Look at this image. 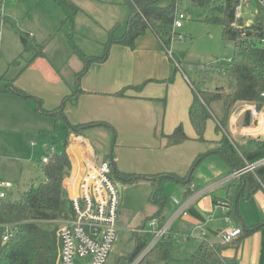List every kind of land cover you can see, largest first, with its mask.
Instances as JSON below:
<instances>
[{
    "label": "trees",
    "instance_id": "obj_1",
    "mask_svg": "<svg viewBox=\"0 0 264 264\" xmlns=\"http://www.w3.org/2000/svg\"><path fill=\"white\" fill-rule=\"evenodd\" d=\"M63 11L66 20L72 18L78 8L69 0H52ZM123 0L129 8V15L125 31L122 36L115 35L116 27L108 32V40L105 52L101 57H88L72 46L73 51L82 61L83 67L76 74V87L67 96L63 97L60 104L52 111L42 108V101L37 97L28 95L25 91L14 85V79L7 81L0 87V92L16 95L23 99L34 98L38 104L37 111L44 115H59L65 123L67 137L70 135L86 137L94 129H105L116 137L114 128L106 122H91L86 124H71L63 114L65 105L70 102L75 104L80 95L85 93L80 86V79L87 73L94 63H103L107 60L110 49L117 45L135 50L137 39L152 32L158 38L163 52L167 55V49L171 41V27L173 24L177 0ZM240 0H194L197 7H209L210 15L206 22L218 24L221 27L223 42L233 45V54L229 57L226 66H218V72L225 77L227 87L217 89L207 88L209 74L214 71L211 65L193 67L197 75L201 77L198 88L194 84L192 101L188 108V119L195 133L192 140L205 142L204 133L208 121L217 118L214 132L220 134L216 142L218 148L206 154L198 155L192 162L185 176L174 173H160L156 175L126 174L115 168L111 163V170L116 180L133 183L140 180L148 181L151 185L149 196L150 203L156 208L154 216L149 221L155 220L157 226H161L167 219L164 212L167 198L164 194V182L170 181L185 188V196L190 194L196 166L210 154H216L224 159L230 170L235 172L264 159V141H259L254 150L241 149L237 143L231 142L228 135V124L234 105L237 102L246 103L256 111L264 107V19L258 13L252 23L245 25V19H236L234 9ZM34 51L32 63L35 59L44 56L42 46L27 47ZM172 62V60H170ZM179 65L180 63L177 62ZM181 66V65H180ZM177 68L174 67V74ZM174 77L163 80L171 83ZM152 80L144 81L136 86H127L114 92L112 95L120 98L127 97L129 90L141 92L144 86ZM165 103V99H160ZM221 107V116L214 115L213 108ZM250 110L243 114L242 126L248 127L251 122ZM255 121V119H254ZM163 115L157 124L155 136L165 139L167 146H175L191 140L185 135L181 125H178L172 134H162ZM255 124V123H254ZM112 157V154H109ZM41 162V161H40ZM71 169L70 160L63 150L50 154L48 162H41L42 178L35 185H30L19 200L10 201L8 198L0 200V224L12 225L11 236L6 242H1L4 230L0 229V264H57L59 243L57 238L58 224L61 213L69 202L62 187V182ZM264 182V164L258 166L254 173L247 172L226 184V197L219 201L226 209V216L239 230L238 236L228 243L211 242L206 236L201 237L200 243L193 255L188 260L175 261L171 251L175 243L173 235L168 234L150 252H148L138 264H237L236 256L227 255V252H237L241 241L258 229L264 227V221L247 226L239 210L241 201L249 199ZM218 203V202H216ZM144 230L143 227L142 229ZM134 249L126 258H121L117 264H131L148 243L150 236L144 232H134Z\"/></svg>",
    "mask_w": 264,
    "mask_h": 264
},
{
    "label": "rangeland",
    "instance_id": "obj_2",
    "mask_svg": "<svg viewBox=\"0 0 264 264\" xmlns=\"http://www.w3.org/2000/svg\"><path fill=\"white\" fill-rule=\"evenodd\" d=\"M69 1L78 8L72 21L66 20L61 8L52 0H0V87L7 81L15 79V85H23L27 88L28 91L25 92L28 95L41 99L45 111L53 110L46 106L47 103L49 104L48 99L53 88L63 87L66 83L70 85L72 91L76 87V74L82 70L83 65L72 46L85 56L101 57L105 52L108 32L116 27L115 35L122 36L129 15V8L123 0ZM165 3L166 0L162 1V4ZM180 7L185 19L181 28L176 30V34L171 35V43L168 47L173 57L170 59L172 62H169L172 70L175 62L181 65L174 77L179 75L181 78V72L188 77L195 88H198L201 77L196 74L194 68L211 65L215 69L209 74L207 88L227 87L228 83L218 72V66H226L228 58L233 54V45L222 41L221 27L218 24L205 21L204 18L210 15L209 7H197L190 0H183ZM258 13L264 19V11L252 1L250 6L243 10L245 24L252 23ZM178 35L183 36L184 39L179 41ZM26 45L27 47L42 46L44 57H39L29 64L33 59L34 51L30 49L26 51ZM164 55L168 57L165 52ZM190 66L194 67L192 71H188ZM83 77L84 75L80 79V86ZM174 83L173 79L171 83L161 84L170 88ZM177 92L178 89H172L171 95ZM2 97L0 100L4 99ZM170 100V112L179 113L178 102ZM28 101L27 103L32 106L28 113L7 103L6 108L9 112L3 119V125L0 126V181H7L12 185L8 196L10 201L19 200L30 185L40 181L42 178L40 161L47 156L46 149L53 147L54 152L63 151L67 137L65 123L59 115L38 113L35 99ZM155 102L158 104L156 106L158 110L162 111L163 103L160 100ZM70 104L72 103L68 102L63 109V114L69 123L71 122L65 110ZM245 104L237 102L231 116L239 114ZM23 108L26 109L25 105ZM213 112L215 116H220L221 107L216 105ZM242 120L243 116L239 126L242 125ZM209 128L214 135V129ZM85 141L93 149L97 159L106 157L105 159L110 162L109 154L114 151L113 146L116 141L112 132L105 129L95 130L85 137ZM206 159V162L196 166L191 185L194 191L203 188L211 181L205 180L207 169L201 173L204 167L213 171V163L209 165L211 160L215 163L221 162L217 156ZM202 174L205 175L204 180ZM117 184L120 187L121 215L117 220V235L105 264H117L121 258L124 259L131 254L134 249L133 233L142 227L148 232L149 218L156 212V208L149 201L150 184L145 181L127 183L122 180H117ZM163 188L167 198L164 212L168 213L174 200H178L184 190L170 181H165ZM217 208L216 222L209 224V227L196 228L199 229L197 232L194 231L195 229H187L185 221L182 220L171 225L169 234L175 239L171 256L175 261L188 260L195 253L200 243V230H203L204 235L209 237L211 242H219L217 229H225L229 224L219 205ZM69 215L66 205L60 219H68ZM60 221L57 222L58 227L61 225Z\"/></svg>",
    "mask_w": 264,
    "mask_h": 264
},
{
    "label": "crops",
    "instance_id": "obj_3",
    "mask_svg": "<svg viewBox=\"0 0 264 264\" xmlns=\"http://www.w3.org/2000/svg\"><path fill=\"white\" fill-rule=\"evenodd\" d=\"M170 59L169 56L166 57L164 55L158 38L150 31L137 39L135 50L115 45L110 49L105 62L94 63L90 66L81 81V86L85 93L79 96L75 104H70L66 107L65 113L71 124L106 122L114 128L117 135L113 146L114 151L110 152L112 154L110 164L113 162L115 168L120 172L142 175L174 173L179 176H185L198 155L206 154L218 148L216 142L219 141L221 135L215 132L214 135L211 134V128H209L215 129L216 117H213L207 123L204 133L205 142L192 140L195 138V133L188 119V108L192 101L191 91H193V86L188 77L181 72L180 74L185 80L182 77L180 78L179 75L174 77V69L172 70L169 64ZM192 69L193 67L190 66L188 71H192ZM171 74L175 80L174 85L170 88L164 84L163 86L161 84L162 81L170 78ZM147 80L152 81L148 82L140 93L129 90L125 98L112 95L124 87L136 86ZM15 86L21 90L24 89L23 91H28L23 85ZM172 89H178V92L171 95ZM71 91V87L67 83L63 87L53 88L48 99L49 104L47 103L46 106L50 109H55L62 98L69 95ZM2 96L4 99L0 100V126L3 125V119L9 112L6 108L7 103H11L27 113L32 108L31 104L27 103L29 102L28 100L16 95L0 92V99ZM163 98L166 99L165 103L162 104L163 110L159 111L155 100ZM10 99L12 100L10 101ZM170 99L176 100L180 105L179 113L173 114L170 112ZM24 105L27 110L23 108ZM252 108V106L245 104L239 114L230 116L228 124L229 140L237 143L241 149L246 151L256 149L257 143L264 141V107L259 111L258 117H251L252 125L248 127L239 126L245 111ZM162 115V134L165 136L170 135L178 125H181L185 135L191 140L179 145L167 146L165 139L155 136L157 124H159V119ZM95 130L99 129H94L92 132ZM73 137L76 136L70 135L66 137L64 151L70 157L71 163L73 162L74 166H77L80 163L79 157L71 152L68 145L69 140ZM77 137L85 140L84 137ZM89 148L91 153L95 155L93 149L90 146ZM211 156H217L218 160L221 161L215 163L211 160L209 165L213 163V171H209L207 167H204L201 171L202 173L207 169L206 178L204 174L201 177L202 180L205 178V180L211 181L197 191L192 190V187H190V194L187 197L185 196V188L181 186L184 190L183 195L178 200L175 199L176 201L182 203L186 198L197 194L210 184L217 183L220 180H230L229 182H231L235 179L229 178L233 172L224 159L216 154H210L207 157ZM105 158L103 157L100 160ZM206 158L200 163L206 162ZM195 172L196 169L194 176ZM208 173L210 174L208 175ZM145 182L149 184L148 181ZM229 182L219 184L193 200L187 207V215L178 217L173 223L178 220L185 221V227L190 230L195 229L194 231L196 232L199 230L196 228L209 227V224L215 223L216 212L218 211V203L216 202L225 199V186ZM220 208L227 219L226 209L221 206ZM239 210L244 224L247 226L264 221V182L261 184V188L249 199L240 202ZM174 211L175 205L173 203L170 212H165L167 218ZM227 223L229 226L225 229H217L216 234L219 241H221V233L235 228L231 221H227ZM202 231L200 230L199 234ZM207 238L209 239V237ZM227 255H235L237 264H264V227L244 238L237 252H227Z\"/></svg>",
    "mask_w": 264,
    "mask_h": 264
},
{
    "label": "built area",
    "instance_id": "obj_4",
    "mask_svg": "<svg viewBox=\"0 0 264 264\" xmlns=\"http://www.w3.org/2000/svg\"><path fill=\"white\" fill-rule=\"evenodd\" d=\"M182 1L177 0L176 3L171 35L176 34V30L181 28L182 21L185 19L180 7ZM252 1L256 3L258 8L264 11V0H240L234 9V17L236 19L243 18V10L248 8ZM183 39V36L178 35L179 41ZM167 55L173 59L169 49H167ZM175 67L177 70L180 69V65L177 62H175ZM262 96H264V93ZM250 113L253 118L259 115V112L255 108H252ZM68 145L71 152L78 155L80 163L74 166L67 155L70 160L71 169L63 180L62 187L69 202L70 215L68 219L60 221L61 225L57 231L59 243L57 264H105L117 235V220L121 214L117 180L113 176L110 162L106 159H97L91 153L85 140L76 136L69 140ZM46 152L48 154L41 159L42 163L48 162L50 154L54 152V148L49 147L46 149ZM261 164H264V159L252 164L246 163L244 168L233 172L229 178H236L247 172L252 173ZM229 181L220 180L217 183L210 184L204 190L186 198L182 203L174 200L175 211L160 227L157 226L155 220H152L150 221V230L148 232L144 230L135 231L147 233L150 239L131 264H138L148 252L169 234V229L173 222L178 217L187 215L186 211L189 203L215 186ZM11 189L12 185L10 182L0 181V200L8 198ZM218 205L223 207L220 202H218ZM227 221L229 222L228 218ZM0 229H3L5 232L1 238V242L3 243L12 234V225L0 224ZM238 234L239 230L236 228L227 230L220 234L221 242L228 243L238 236ZM200 236H204L203 231L200 233Z\"/></svg>",
    "mask_w": 264,
    "mask_h": 264
},
{
    "label": "water",
    "instance_id": "obj_5",
    "mask_svg": "<svg viewBox=\"0 0 264 264\" xmlns=\"http://www.w3.org/2000/svg\"><path fill=\"white\" fill-rule=\"evenodd\" d=\"M194 0H190V2H193ZM23 43H25L24 41H23ZM263 140H264V137H263Z\"/></svg>",
    "mask_w": 264,
    "mask_h": 264
}]
</instances>
